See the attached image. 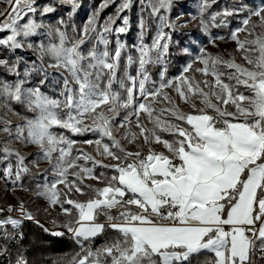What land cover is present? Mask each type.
Returning a JSON list of instances; mask_svg holds the SVG:
<instances>
[{
  "label": "snow or ice",
  "instance_id": "6c2138e0",
  "mask_svg": "<svg viewBox=\"0 0 264 264\" xmlns=\"http://www.w3.org/2000/svg\"><path fill=\"white\" fill-rule=\"evenodd\" d=\"M81 8L0 0V264H264V0Z\"/></svg>",
  "mask_w": 264,
  "mask_h": 264
},
{
  "label": "trees",
  "instance_id": "16d2710c",
  "mask_svg": "<svg viewBox=\"0 0 264 264\" xmlns=\"http://www.w3.org/2000/svg\"><path fill=\"white\" fill-rule=\"evenodd\" d=\"M24 231L29 258L34 264H55L61 257L69 256L75 251L70 240L52 238L31 222L26 223Z\"/></svg>",
  "mask_w": 264,
  "mask_h": 264
},
{
  "label": "rangeland",
  "instance_id": "374dc122",
  "mask_svg": "<svg viewBox=\"0 0 264 264\" xmlns=\"http://www.w3.org/2000/svg\"><path fill=\"white\" fill-rule=\"evenodd\" d=\"M187 2L191 3L192 0H187ZM100 3V0H81L82 8L78 12V15L76 16V21L77 23H80L82 19L85 17V14L88 13L91 9H93L96 5ZM194 10V6L193 9ZM112 11V8H109L105 11L104 15H107L109 12ZM192 26L190 25V28ZM222 47H228L231 49L233 47L232 44H229L227 46L222 45ZM33 194L31 192H24V191H17L14 196L9 193H5L0 191V205H7L9 203H16L17 199H22L25 201L27 206L33 211L36 212L38 208H41L43 206V201L41 200H35L34 202L32 201ZM55 213H53V216ZM40 219L42 222L46 223L47 226H51L49 221L51 220V217H48L46 214L43 212L40 213Z\"/></svg>",
  "mask_w": 264,
  "mask_h": 264
}]
</instances>
